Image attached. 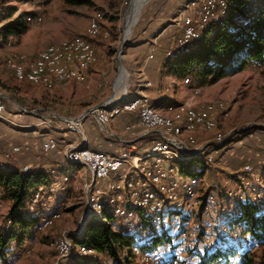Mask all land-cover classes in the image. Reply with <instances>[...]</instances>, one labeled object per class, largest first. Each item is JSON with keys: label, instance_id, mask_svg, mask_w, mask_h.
<instances>
[{"label": "rangeland", "instance_id": "obj_1", "mask_svg": "<svg viewBox=\"0 0 264 264\" xmlns=\"http://www.w3.org/2000/svg\"><path fill=\"white\" fill-rule=\"evenodd\" d=\"M77 1H79V3ZM162 1L166 0H148L144 4L138 11L137 20L131 27L129 35L124 39L122 37V24L123 18L130 7L129 0H8L4 7L13 9L12 16L8 19V10L4 8L3 12L0 14V27L17 17H21L25 26H27V31L21 37L9 39L13 54L18 56L28 58L34 57L47 45L74 37L84 36L88 21L94 13L101 14L102 18L99 26L101 33H106L107 36L106 38L98 36L105 40L93 42L97 47L98 61L96 66L101 64V70L104 71V74L96 78L93 76L85 84L72 85L66 92L54 91V89L46 90L27 84H19V82L13 80L9 71L4 68L5 66L3 67L4 60L2 65L3 58H0V64L2 65H0V82L2 83V88L6 91L4 95L9 97L5 99L4 113L9 115L13 114L12 116H14L15 114L17 115V113H23L21 110L27 113L34 112L32 115H25L35 118L34 121L38 124V117H41L39 120H43L46 124L47 120H52L53 114L59 116L67 112H77L90 105L100 103V101L106 99V97L112 96L114 92L111 91V87L113 79L117 74L116 69L119 67L118 59H121L127 46L131 45L135 39L139 38V35L141 36L143 31L151 32L154 30V26L159 24L162 17L169 12V6L161 3ZM27 16L32 17L29 18L28 22L26 20ZM119 51H121V53L118 55ZM6 53H8V51H6ZM237 74L232 79L226 78V80L224 77L221 81H217L214 84L203 85L206 86L204 91L206 94L218 97L219 100L217 101H222L225 104V117L217 121L213 130L199 132L211 134L210 138L206 139L204 142H197L193 135L194 133L191 135L195 139L197 146H205V148H207L203 154L190 159L189 157L181 158L172 164L173 169L174 166L176 169V163L192 161L190 165L191 170L198 172L204 168L206 169L203 171V175L200 178L197 177L199 179L198 205L196 204V206L192 210H188V212L181 213L180 222L185 237H179L176 236V234L171 236L168 235V237H172L171 243L174 245L159 248V252L163 259L167 257L165 259L168 260L171 255V257H175L172 264H187L186 261L189 257L186 250L190 251L193 245L197 246V252L199 251L202 253L204 244L206 245V243L200 242L202 239H200L198 235L202 233L206 227L210 228L212 239L214 241L217 240V242L222 245V249L232 247L235 253H237V248L242 243L238 241L240 239L237 240V227L234 229L230 227L235 224L232 221V213L237 205V203L232 202H240L241 200H237L234 196L230 197L228 193L237 196L243 192L246 195H250L254 192L260 193L264 188L259 182V177L261 176H257L254 168L255 179L248 180V176L242 172L243 166L246 165L243 163L251 162L253 158H258L260 161L264 157V63L260 65H248ZM127 85L128 84L125 85L126 89ZM119 90H121V92L118 93V95H124L126 93L123 92L122 94L123 89ZM213 102L215 101L206 103ZM18 107H20L21 110ZM9 115H7L8 119L10 118ZM24 119L28 120L32 118ZM83 127L88 137L93 138L102 134L94 125H91L90 117L86 119ZM14 129L18 130L17 128ZM3 131L6 133L10 132L8 129ZM104 133L108 136L107 131H104ZM11 135L15 137L16 134L12 133ZM217 137L220 138V141L216 140ZM207 158H210L211 161H207ZM160 163L167 164L168 161L161 160ZM237 163L239 165H237ZM20 167L23 168V166ZM70 167L78 171L82 170L79 166L72 165ZM257 170L263 172L264 169L260 170L258 168ZM74 177L76 179V176ZM242 177L246 178L243 180ZM66 184L67 187L65 190L63 189V193H57V201H62V205L55 210H52L46 205H42V208H40L43 196L40 195L37 204L38 208L42 211H44V209H49V211L56 212L58 218L52 221L48 227L37 229L32 239L22 244V246L16 248L15 244L11 243L6 264L76 263V261L59 257L54 247L55 239L61 235L70 237L72 241L74 239H81L85 234L87 221L90 219L85 216L86 212L84 210L85 206L80 186L78 188V186H69V183ZM54 187L55 186H53V192ZM62 187L64 188V186ZM53 192L47 193L49 195ZM66 193L69 195L68 198H66ZM207 194L214 196L215 199L217 198L218 211L216 217H225V224L222 219L220 220L221 224L216 219H212L211 222L213 212L210 214L209 212L202 214L199 217L197 206H200L202 203L201 198L203 196L206 197ZM0 203V228H2L8 202L2 197ZM46 204H48V201ZM201 219L204 220L203 223H200ZM192 223H195V238L188 236V232H190L192 228L190 226ZM226 224L229 226H226ZM88 230L87 228V231ZM139 239L136 238V241L139 242ZM194 253H196L195 250ZM92 255L93 256H90L87 260L77 261V263L112 264L107 257L101 255L97 256L96 254ZM231 256L232 254L230 253L229 256H226L224 259ZM186 257L187 260H185ZM132 261V264H141L138 258ZM190 262L193 264L194 261L192 258L190 261L188 260V263Z\"/></svg>", "mask_w": 264, "mask_h": 264}, {"label": "bare ground", "instance_id": "obj_2", "mask_svg": "<svg viewBox=\"0 0 264 264\" xmlns=\"http://www.w3.org/2000/svg\"><path fill=\"white\" fill-rule=\"evenodd\" d=\"M147 1L148 0L131 1L130 7L123 18L122 37L124 39L129 35L131 27L135 24L138 11ZM201 1L203 0H192L186 4L183 13H181V17L185 16V14H190V12L193 11L194 5L201 3ZM263 9L264 0H243L240 3H238L237 0H227V4L218 5L216 15H206L204 23L200 25L198 30L192 33V37L187 42L186 46L181 47L180 50L170 52L165 56V59L173 60L179 55L188 53L194 45L202 39L204 33H206L205 35L208 37H212L216 27L233 31L234 28L239 25L258 20L261 17ZM101 18L102 16L100 13H94L88 21L84 36L74 37L47 45L34 57L30 58L13 54L10 41L0 39V50L3 49L8 51L5 57L6 59H4L5 68L11 71L13 79L19 83L26 82L34 87L52 90L56 86L67 83V73L58 74V82L60 83L56 85L50 84L49 77L46 76V74H31L30 71L47 72V70L52 69L76 70V63H70L71 57L73 54H80L83 52L84 46H88L90 72L98 61L97 47L90 39L98 36L106 38L107 36L106 33H101L99 26ZM78 39L79 41H77ZM89 72L84 74L83 80L75 83H84L87 80ZM116 78L113 90L117 91L123 89L122 91L125 92V82L128 78V72L125 68L121 67L119 69V74ZM183 82L186 84L189 81L185 79ZM146 101L147 104H150L148 98L141 95L110 109H107L106 104L102 105V107H100L99 104L85 111L80 117L89 112L100 111L101 127L109 134L110 130L107 126L111 119L120 112L129 109V105ZM111 103L112 102H110V104ZM175 105H179V110H175ZM150 111L151 115L154 117L138 120V127L141 129L143 135L146 137L149 134V136H159L163 139L173 138L174 143L165 142L162 144L161 149L149 148L148 154L143 157V159H150L152 161L153 158L157 159L154 161L153 165L142 167L143 171L136 170V167L141 168L139 161L132 163L131 170L132 172H139L140 176L138 178H133L128 174L116 173V168H107L106 174L102 177V180H108L105 187L101 188L96 185V182L101 181V177H98V171H91L92 179L89 181L88 164L85 163L84 159H78L76 157L91 155L96 158H107L109 156L102 152L89 149L84 142L73 148L72 157L67 154V149L64 151L65 164L67 166H79L88 176V178L85 177L80 179V189L84 200L86 217L98 219L103 212L111 213L116 219L115 224L112 226L113 230L122 231L125 234L136 233L140 237L139 241L148 237L160 235L171 236L176 234V236L185 237V233L181 228V213L188 212V210L190 211L196 206L195 200L198 196L199 179L197 177L180 176L175 166L173 169L172 164L181 158L189 157L190 159L203 154L207 148H205V146H197L195 139L191 135L193 133L213 130L217 121L225 117L226 107L222 101H215L213 103H205L191 107L187 104H169L164 108V111H158L150 104ZM4 112L5 111L0 112V121L4 119ZM188 120L199 122L197 125H193L190 124ZM125 131L130 135L132 134V136L135 134L134 130L132 131V126H126ZM216 140L220 141V138L217 137ZM178 146H185L194 151L185 152L183 148ZM130 159L133 158H130L129 153L121 152L117 157L110 156L108 158V165L127 164ZM161 160L168 161V163L161 164ZM0 168L4 169V164H0ZM29 170V168L23 171L21 169V172L24 173ZM159 170H167V172L161 174V177H156V173ZM243 173L248 176V172ZM249 173H253L252 179L255 178L254 170L251 165L249 166ZM245 178L246 177H242L243 180ZM70 179H75L74 175L67 174L63 176L61 184L67 183ZM259 182L264 187L263 183L261 181ZM134 186H145V188H130ZM60 188L61 190L64 189L62 186ZM189 188H192L191 194H188ZM87 189L93 190L92 195L88 198ZM175 189H180V195H176V197L172 196V190ZM42 191L43 189H38L35 192L37 202H33L29 210L34 217L39 218L38 229L48 227L52 221L58 218L56 212L44 209L43 213H40L37 209L36 206ZM47 192H53V185L47 189ZM117 193H124V198L117 197ZM34 195L28 203L34 200ZM228 195L230 197H236L237 200H242V195L240 194L236 196L235 194L228 193ZM256 197H258V195ZM145 199H148V203L138 208L139 200ZM214 203L215 198L210 196L203 214L208 213L210 207ZM194 225L195 223L190 225L192 228L191 231L188 232V236L192 238L196 236V228L194 229ZM240 231V228L237 227V240L241 239L247 242L248 238L246 236L240 237ZM203 232L205 236L202 239V243L209 241L208 245L210 246L213 239H211L210 236H206L209 234V228L206 227ZM64 237H66V239H64ZM66 243H68V248L65 254ZM54 247L59 257L64 255L63 259L68 260L74 256L80 258L94 254L93 251L83 246L75 245L70 237L66 235H61L55 239ZM132 252L141 264H162L163 262L162 256L157 249L145 253L141 252L138 248H133ZM195 252L197 253V251ZM221 264H240V261L238 258L232 257Z\"/></svg>", "mask_w": 264, "mask_h": 264}, {"label": "trees", "instance_id": "obj_3", "mask_svg": "<svg viewBox=\"0 0 264 264\" xmlns=\"http://www.w3.org/2000/svg\"><path fill=\"white\" fill-rule=\"evenodd\" d=\"M7 1L0 0V14L4 8L7 9L4 7ZM242 1L237 0L238 3ZM77 2L79 3V1ZM7 10V18L10 19L13 9L8 8ZM30 17H26L27 22ZM26 31L27 26L23 23L22 18L17 17L0 27V39H17ZM205 34L188 53L179 55L173 60H165L163 67L168 69L169 74L180 79H187L199 87L204 84H214L224 77L242 71L248 65L264 63V9L258 20L239 25L233 31L216 27L212 37ZM98 40L105 39L102 37L90 39L94 43ZM19 84L29 85L26 82ZM191 162L176 163L178 174L183 177L200 178L203 175V170L198 172L191 170ZM259 181L264 185V176L259 177ZM51 186L45 171L31 169L23 173L8 164L4 169L0 168V199L3 197L8 202L4 225L0 228V264L7 263L11 243H14L17 248L32 239L39 227V218L34 217L29 212L27 204L38 189L47 191ZM240 194L242 200L232 202L237 203V205L232 213V221L235 224L230 228L239 227L241 230L240 237L246 236L248 241L238 240L242 244L237 248V253L232 247L222 249V245L217 240H212L211 246L204 244V252L202 251V253L199 251L194 253L197 246L193 245L190 251L186 250L188 260L190 261L192 258L193 264H221L232 257L238 258L240 264H264V188L260 193L254 192L246 195L241 192ZM257 195L258 197H256ZM210 196L212 195L203 196L201 198L202 203L199 199L201 203L200 206H197L199 217L203 214ZM195 201L197 204V198ZM36 207L40 213H43L38 205ZM217 207L218 200L216 198L209 211V214L213 212L211 222L212 219H216L220 223L222 219L224 223L225 217H216ZM115 222L114 216L108 212L101 213L98 219L91 217L87 221L84 236L81 239H74V244L93 251L97 256L107 257L112 264H132V260L136 259L132 252L133 248H138L141 252L146 253L156 249L160 250L159 248L164 246L174 245L171 243L172 237L167 235L152 236L138 242L136 238L139 239V235L136 233L125 234L122 231L113 230L112 226ZM226 226L229 225L226 224ZM198 236L203 239L205 234L202 232ZM206 236H210L212 239L210 228L209 234ZM229 252L232 256L224 259L229 256ZM90 256L93 255L80 258L74 256L69 260L76 261L74 264H79L77 261H85ZM171 256L168 260L165 259L167 257L162 258V264H172L175 257ZM188 260L186 261L187 264H191V262L188 263Z\"/></svg>", "mask_w": 264, "mask_h": 264}, {"label": "crops", "instance_id": "obj_4", "mask_svg": "<svg viewBox=\"0 0 264 264\" xmlns=\"http://www.w3.org/2000/svg\"><path fill=\"white\" fill-rule=\"evenodd\" d=\"M190 1L192 0L162 1L161 3L169 6V12L162 17V20L159 24L154 26V30L151 32L143 31V34L141 36L139 35V38L135 39L131 45L127 46L125 53L122 54L121 59H119L121 60L122 67L128 72V78L125 83V85L128 84V90L125 87L126 93L124 92V95H118L121 90H113V84L115 83V80L117 79L116 77H118L119 74L118 67V69H116L117 74L113 79V84L111 87V91L114 92L112 96L106 97V99L101 100L100 103L90 105L83 110L63 113L59 115V117L75 120L90 107L108 103L106 104L107 109H110L141 95L146 96L151 106L158 111H164V108L169 104L199 105L206 102L219 100L218 97L210 96L204 92L206 86L198 87L195 86L193 82L185 84L183 82L184 79H180L176 76H173L172 74H169L168 69L163 67L166 60L164 53L171 49L174 46L176 40L179 38L182 30L181 13H183L184 7ZM6 56V51L1 49L0 58H3L2 65ZM9 73L12 76L11 71H9ZM102 74H104V71L101 70V64L98 66L95 65L90 70L87 80L84 83L67 82L63 85L56 86L54 91L66 92V90L68 91L72 85L85 84L93 76L96 78ZM236 74L237 73L225 77V79H232L236 76ZM0 93L6 94L5 89L2 88L1 82ZM110 102L112 103L110 104ZM22 112L23 113H17V115L15 114L14 116H12L13 114H4V119L0 121V164H4L5 167L6 164H8L18 170L22 168L20 166L27 165L30 170L45 171L50 179L51 184L55 187L52 194L48 195L47 191H43L41 193V196L43 195L44 197L42 196L40 208H42V205H46L52 210H55L62 205V201H57V193H63L67 187L66 183L61 184L63 176L67 174H74L76 179H70L67 183H69V186L75 185L78 186V188L81 183L80 179L85 177L88 178L83 169L78 171L75 168L65 164L64 151L69 145L79 146L82 144V142H84L88 148L102 152L109 157H117L123 151L125 153H129L130 158L135 160L130 159L127 164H124L121 167L118 173L128 174L133 178H138L140 175L138 171L132 172L131 162L134 163L139 161V165L142 168L153 165L154 161L157 159L153 158V161L150 159H143V157H145L149 152L150 143L153 136L145 137L140 128L134 129L135 134L132 136V138L139 139H137L134 143L128 142L129 139H131V135L125 131V127L132 126L130 124L137 121V114L134 112H120L117 116H115L107 126L110 130L108 136L102 133L93 119L90 118L91 125H94L102 134L93 138L88 137L83 127L86 141H81L80 135L67 131V125L65 123H61L59 119L55 118L54 114L53 117L55 120H47L46 124L43 120H39L41 117L37 116V121H39L38 124L36 121H34L35 118L27 117V115H25H32L34 112ZM7 115L10 116L9 119L7 118ZM24 118L32 119L25 120ZM14 128H17L18 130H15ZM7 129L10 131L9 133L3 131ZM12 133L16 134L15 137L11 135ZM193 135L195 136L197 142L202 143L206 139L210 138L211 134L194 133ZM120 139H125L126 143L122 144ZM50 141L55 143V147L45 151L43 149V145L49 143ZM13 147H20L21 150L15 153L11 152ZM6 152H9L11 155V159L8 161L2 157V155ZM243 164L251 165L257 173V176H264V170L263 172L257 170L258 168L260 170L264 169V157L260 161L258 158H253V161L245 162ZM237 165L239 164L237 163ZM204 170L206 169L204 168L203 171ZM107 181H98L96 182V185L103 188L106 186ZM59 186H64V190H61ZM66 196V198L69 197L67 193ZM47 201L48 204H46Z\"/></svg>", "mask_w": 264, "mask_h": 264}, {"label": "built area", "instance_id": "obj_5", "mask_svg": "<svg viewBox=\"0 0 264 264\" xmlns=\"http://www.w3.org/2000/svg\"><path fill=\"white\" fill-rule=\"evenodd\" d=\"M225 4H227V0H203L201 1V3L194 5L193 11L190 12V14H185V16L181 17V24H182L181 34L179 38L176 40V42L174 43V46L164 53V57L167 56L170 52L180 50L181 47L186 46L187 42L192 37V33L198 30L200 25L204 23L206 15H216L218 5H225ZM77 41H79V39ZM88 54H89L88 46H84L83 52H81L80 54H73V56L71 57L70 63H76V70L52 69V70H47V72H36V70L30 71V72L31 74H46V76L49 77L50 84L58 85L60 83L58 82L59 73H67V82H80L81 80L84 79V74L88 73L90 69V64L88 63ZM104 104H108V103H104ZM104 104H100V107H102V105ZM175 110H179V105H175ZM2 111H5V98L1 96L0 112ZM123 112H134L137 114V121L135 123L130 124L132 125V131L134 129L139 128L138 120L145 119L148 117H154L151 115L150 104H147V101L129 105V109L124 110ZM88 117L92 118L95 124L97 125V127L99 128V130L102 133H104L103 127H101V124H100V111L99 112H89L88 114L80 118H77L75 120L62 118L59 121L67 125L69 132L80 135L81 141H86L84 137V132H83V123ZM51 119L55 120L54 117H52ZM188 121L190 124H193V125H197L199 122V121H191V120H188ZM146 137H151V136H149L148 134V136ZM137 139L139 138H132V134H131V139H129L128 142L134 143ZM120 142L122 144L126 143L125 139H120ZM165 142L174 143L173 138L163 139L159 136H153V138L151 139L150 148H160L161 149L162 144ZM54 147H55V143H53L52 141L43 145V149L45 151L49 149H53ZM74 147H76V145H69L66 148L67 154H69L70 157H72V150ZM178 147L183 148L185 152L194 151L185 146H178ZM20 150H21L20 147H13L11 149V152L15 153V152H19ZM2 157H4L5 160L7 161L11 159V155L9 152L4 153ZM76 158L84 159L85 163L88 164L89 181L90 179H92L91 171H98V177H101V180H102L103 175L106 174L107 168H116V173H118L121 167L124 165V164L108 165L109 157L96 158L91 155H85L83 157H76ZM132 160H135V159H132ZM207 160L211 161L210 158H207ZM131 165H132V162H131ZM249 166L250 165L246 164L242 168V172H248V180L252 179V174H253V173H249ZM26 168H29V167L23 166V168L21 169L23 171ZM136 170L143 171V168L136 167ZM165 172H167V170H159L156 173V177H161V174H165ZM130 188L138 189V188H145V186H134ZM191 190L192 188H189L188 194H191ZM92 192L93 190L87 189V198L92 195ZM176 195H180V189L172 190V196L176 197ZM117 197L124 198V193H117ZM33 202H37L36 194L34 195V200H32L31 203L27 204L28 210L31 209ZM131 203H132V198H131ZM146 203H148V199L139 200L138 208L143 207L144 205H146ZM203 222L204 220L201 219L200 223H203ZM64 239H66V237H64ZM205 243L207 246L209 244V241H205ZM67 248H68V243H66L65 254H66ZM63 256L61 258H63Z\"/></svg>", "mask_w": 264, "mask_h": 264}, {"label": "water", "instance_id": "obj_6", "mask_svg": "<svg viewBox=\"0 0 264 264\" xmlns=\"http://www.w3.org/2000/svg\"><path fill=\"white\" fill-rule=\"evenodd\" d=\"M131 1L132 0H130L129 1V5L131 4ZM121 51H119L118 53H120ZM118 65H119V69L122 67V65H121V62H120V60L118 59ZM0 95L2 96V97H4V98H9V97H7L6 95H4V94H2V93H0ZM20 110H21V108L20 107H18ZM21 111H23V110H21ZM54 116H55V118H57V119H62L61 117H59V116H57L56 114H54Z\"/></svg>", "mask_w": 264, "mask_h": 264}]
</instances>
